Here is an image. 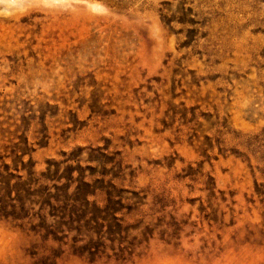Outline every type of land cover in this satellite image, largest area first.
I'll return each instance as SVG.
<instances>
[{
    "label": "rangeland",
    "instance_id": "obj_1",
    "mask_svg": "<svg viewBox=\"0 0 264 264\" xmlns=\"http://www.w3.org/2000/svg\"><path fill=\"white\" fill-rule=\"evenodd\" d=\"M0 264H264V0L0 2Z\"/></svg>",
    "mask_w": 264,
    "mask_h": 264
},
{
    "label": "clouds",
    "instance_id": "obj_2",
    "mask_svg": "<svg viewBox=\"0 0 264 264\" xmlns=\"http://www.w3.org/2000/svg\"><path fill=\"white\" fill-rule=\"evenodd\" d=\"M0 2H3V0H0Z\"/></svg>",
    "mask_w": 264,
    "mask_h": 264
}]
</instances>
